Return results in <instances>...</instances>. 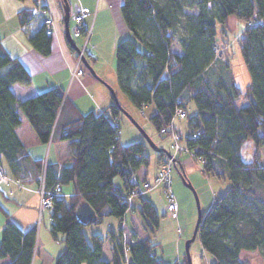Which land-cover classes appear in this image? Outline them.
<instances>
[{
	"label": "trees",
	"instance_id": "1",
	"mask_svg": "<svg viewBox=\"0 0 264 264\" xmlns=\"http://www.w3.org/2000/svg\"><path fill=\"white\" fill-rule=\"evenodd\" d=\"M120 10L130 36L114 45L119 89L135 108L149 107L147 120L157 136L165 137L161 129L171 124L177 107L185 108L186 147L199 148L194 156L202 159L205 175L231 182L202 211L200 264H249L243 252L264 253V0H122ZM45 12L46 6L36 3L19 10L17 20L31 46L47 56L52 37L46 34ZM230 15L244 22L238 40L251 81L243 90L215 51L216 25L224 34ZM215 64L219 71L213 72ZM30 80L27 67L5 50L0 36V165L12 178L30 174L40 183L43 175L49 190L56 183L70 185L68 195L52 198L49 211L51 234L62 233L64 242L53 264H170L157 256L152 243L159 227L155 205L142 193L128 198L138 185L135 172L149 163V145L144 138L120 143L117 117L122 104L110 92L108 114L82 113L57 86L17 99L11 85ZM20 112L39 142L67 143L68 162L59 168L42 160L27 165L28 153L15 132ZM156 155L167 159L163 152ZM115 176L125 193L114 183ZM81 201L95 211L96 223L104 216L118 218L117 229L109 228L104 237L91 233L88 239L84 227L91 224L75 213ZM129 209L138 215L146 234L142 239L124 236L122 221ZM36 241V226L23 230L7 219L1 228L0 259L31 264ZM105 242L111 247L110 259L103 257ZM178 264H187L185 254Z\"/></svg>",
	"mask_w": 264,
	"mask_h": 264
},
{
	"label": "rangeland",
	"instance_id": "2",
	"mask_svg": "<svg viewBox=\"0 0 264 264\" xmlns=\"http://www.w3.org/2000/svg\"><path fill=\"white\" fill-rule=\"evenodd\" d=\"M71 10L73 0H67ZM77 0H74L76 2ZM93 8V7H91ZM62 9V5H61ZM119 11L120 6H119ZM109 8H105V12H107ZM115 10V8H114ZM63 11V9H62ZM188 11H194L188 10ZM93 12V11H92ZM96 13V12H95ZM110 15V12L107 16ZM122 16V14H121ZM100 17V16H99ZM123 19V17H122ZM90 23V19L88 20ZM95 22V14L93 17V21L91 22V33L88 41L85 43L84 35H74L71 33L76 45L80 48H84V56L89 66L95 71L97 76H94L89 71L88 67L82 63V57L80 59L81 68L83 69L85 76L87 77V83L84 85H79L78 88L82 92H86L88 94H94V86L98 85L104 93L107 95L110 94L111 89L114 90L118 101L122 104V106L127 110V112L144 128V130L152 136L151 138L161 147L166 148V142H162V138L153 134V130L150 126H148V122L146 116L148 114V110L141 112L135 108L128 97L119 89L116 74H115V51H114V42L115 40L119 41L125 37H129L130 33L127 31L125 34L119 35V25H115L113 20H106V22L99 23ZM118 26V27H117ZM70 27H73L72 21H70ZM220 24L216 25L217 28V54L218 58L226 61V64L229 68L230 73L232 74L235 83L243 90L244 87L250 83L251 77L247 68V65L243 59L241 50H240V42L238 40L239 35L244 27V22L239 20L235 15H230L228 17L227 26L225 27L224 34L220 32ZM126 31V30H125ZM118 38V39H117ZM116 41V42H117ZM88 53L96 54V58L98 59L97 67H93L92 61L88 58ZM77 58V57H76ZM77 60V59H76ZM61 67H58V69ZM218 64L214 65L213 72L219 71ZM218 69V70H217ZM97 70V71H96ZM212 72V74H214ZM41 77L40 75H37ZM82 78V77H81ZM90 81V83H89ZM74 82V81H73ZM89 83V84H88ZM76 85V80L72 84L69 82L64 87V94L69 95L73 92V89ZM77 89V90H78ZM90 96V95H89ZM110 96V95H109ZM244 101H238L237 105H241ZM86 106V105H82ZM189 106L193 108V104L190 103ZM85 110V109H84ZM147 112V113H146ZM118 122L120 125V134L119 140L122 144H128L135 140H140L143 138V135L138 130V128L132 123L129 117L125 113L118 114ZM185 133L182 132V136ZM165 137L168 138V145L170 142L169 136L164 134ZM53 147V146H52ZM168 149V147L166 148ZM147 154L149 155V163L146 166H142V171L144 177L149 178V181L152 179V176L157 171V161H156V152L149 146L147 147ZM169 150V149H168ZM261 153H264V148H260ZM172 159V167L170 177L172 180L171 188L175 194L177 195V189L181 192L182 197L184 198L183 203L179 205L177 196V204L178 209L174 215L166 212L165 209V199L162 192L161 187H152L147 189V196H150L153 200V204L155 205L157 214L159 216V227L155 231V236H151L152 243L156 244L154 249L157 253V256L162 258L166 263L170 264H178L183 260L185 254V242L192 235L194 225L197 219V205L196 199L193 190L187 185V181L190 182L192 187L194 188L196 195L199 200L201 210H207L214 198L222 195L227 188L231 185V182L227 179H218L214 176L205 175L202 172L201 161L196 159V157L191 152H183L179 154H171ZM177 158H179L180 162L183 164V167L177 163ZM160 165V164H159ZM159 167V166H158ZM157 168V169H156ZM5 170V169H4ZM155 172V173H154ZM141 174H138V179L140 184L142 183ZM2 179H8V175L5 177H0ZM13 181L12 177L9 178ZM114 183L120 186L123 193H125V189L122 185L121 178L119 176H115L113 179ZM25 185V183H21ZM69 185H63L64 191L69 192ZM23 187V186H21ZM20 187V188H21ZM160 189V192H159ZM144 191H142L143 193ZM39 194V193H38ZM68 195V193H67ZM18 205L9 204L6 208L9 213V218L11 220H16L15 216L17 214ZM50 210H43L42 215L36 214L34 224L37 229V242L35 251L38 250L42 255L43 251H45L46 257H49L48 263L44 258H40L39 255L36 257L35 264L39 263V259L42 261L41 264H53L55 258L62 252L64 249L63 235L60 232L56 233V236H52L50 231ZM30 211L21 209L18 216H26ZM138 215H132L129 212L127 215V223L130 229L134 230L135 226L140 229L141 224L137 220ZM115 217L113 216H104L100 223H94L89 226L84 227V233L86 237L89 239L91 233H98L101 236H105L108 233V229L112 228L114 230L117 229L118 221L116 220V224L112 226V223L109 221H115ZM31 219H24V222H30ZM20 222V221H19ZM111 226V227H110ZM142 228V226H141ZM143 231V229H142ZM145 234V232L143 231ZM146 236V234H145ZM128 240V236L126 237ZM202 252L201 244L198 236L191 242L189 247V254L191 257L192 264H200L199 255ZM53 258L52 261L50 259ZM242 258L245 259L249 264H264V253L262 251H252V252H243ZM126 264V263H122Z\"/></svg>",
	"mask_w": 264,
	"mask_h": 264
},
{
	"label": "crops",
	"instance_id": "3",
	"mask_svg": "<svg viewBox=\"0 0 264 264\" xmlns=\"http://www.w3.org/2000/svg\"><path fill=\"white\" fill-rule=\"evenodd\" d=\"M36 3L45 5L46 18L50 17L53 20V32L51 35L52 37L51 52L47 56L42 55L31 46L23 31L19 28V24L17 20V13L19 10L23 8H34ZM121 3L122 0H77L76 2H74L73 0L72 10L69 5L70 21H72L74 27L75 22L72 16L74 12L77 10V8L84 6L91 11L88 18V20L90 19V24L93 21V17L95 14L94 26L96 25L98 20L99 23L106 22L107 19L113 20L115 25L117 24L119 25L118 28L119 35L125 34V32H127V28L124 23V20L122 19L121 13L118 9ZM105 8H109V10L105 12ZM109 12L110 15L107 16ZM70 21H69V26H70ZM0 36H1L2 46L5 48V50L12 57H16L20 59V61L27 67V69L31 74V80L29 84L23 85L19 83H14L11 85V91L17 99H25L27 97L33 96L36 93L44 91L51 87L57 86L64 89V87L69 82H72L73 84L76 80V85L73 89L71 97L69 95V92L67 96L70 99V101H72L75 104L77 109L82 113H86L88 111H95V112L106 111V113L108 114V106L113 102L112 98L109 95H107V93H104V91L98 85L94 86L95 88L94 94H88L86 92L80 91L78 89L80 88L79 85L80 84L84 85V83H87L88 81L84 71L83 74L80 76L71 75V71L77 59L76 58L77 53L71 50L64 35L63 11L61 9L60 0H0ZM116 41L117 40H115L114 45L116 44ZM96 57H97L96 54L88 53V58L90 59V61H92L93 67H97L98 65L97 64L98 59ZM58 67L61 68L58 69ZM37 75H40L41 77H38ZM82 105H86V106H82ZM192 109L194 110V108ZM140 110L141 112L142 110L143 111L148 110L149 112V107L143 106ZM68 114L70 113L66 111L65 116H68ZM20 120L21 122L15 128V132L18 138L24 144L25 149L28 153L29 156V159L27 161L28 166H32L31 165L32 160H42L44 164L48 163V164L56 165L57 168H59L62 164L68 162L69 152L67 148V143L65 141L54 140V141H49L47 144H43L39 142L35 132L31 128L24 114H22L21 112H20ZM174 125L176 126L179 132L181 133L183 132L185 133L184 135H186L188 129L186 126L185 118L183 119L175 118ZM148 126H150L149 123ZM160 137L163 139L162 142H166V148H167L168 138L162 136ZM156 161L158 168L159 164L163 161V159H159L156 155ZM177 163H179V165L183 167V164L180 162L179 158H177ZM1 165L3 168L5 167L4 164L1 163ZM142 168L143 167H140L134 174V180H136L138 184H140V181L138 179V174H141V176L143 175ZM142 177H143L142 182L145 180L146 181L149 180V178L147 177L144 176ZM9 178H11L9 175H8V179L0 178V205H1L0 236H1V228L4 225L5 221L7 219L11 220L9 218V213L6 208L9 204H16L20 206L17 209V214L21 209L30 211L29 213L26 214V216L24 215L18 216L16 214L15 216L16 220L15 219L11 220L12 222L18 224L23 230H27L35 226L34 221L36 214L38 213V201H39L38 188L40 185L38 179L36 177L31 176L30 174L24 175L21 177V180L23 181V183H25V185H23V187L20 188L17 187L14 184V182ZM67 188L69 189L68 190L69 192H67L69 194L70 185ZM67 193L66 191H64V188L62 187L61 195L66 196ZM176 193L180 205L181 203H183L184 198L182 197L181 192L178 189ZM142 194L153 202L152 198L150 196H147V192L144 191ZM129 212L131 213V216L136 214L132 209L127 210V212L125 213L124 220L122 221V227L124 230L125 238L127 236H128V240H133L135 238L137 239L144 238L145 234L143 233L141 226L140 229H138L135 226L134 234L130 232V228L127 223V215L129 214ZM27 218L31 219V221L24 222V219ZM116 220L119 221V219L116 218L115 221L114 220L109 221V223H112L113 226L116 224ZM137 220L139 221V218H137ZM46 254L47 253L43 251L41 255L39 251L36 250L33 255L31 264H35V260L38 255L40 258H44L48 263L49 257H46ZM103 257L105 259H110L111 257V247L108 242H105L103 244ZM8 260H9L8 258H2L0 259V264H6ZM52 260L53 258L50 259V261ZM42 261L39 259L38 264H41Z\"/></svg>",
	"mask_w": 264,
	"mask_h": 264
},
{
	"label": "built area",
	"instance_id": "4",
	"mask_svg": "<svg viewBox=\"0 0 264 264\" xmlns=\"http://www.w3.org/2000/svg\"><path fill=\"white\" fill-rule=\"evenodd\" d=\"M90 10L87 7L81 6L77 8V10L74 12L72 18L75 22V25L73 28H71V31L73 32L74 35H79L83 34L84 35V41L85 43L88 41L91 33V24L88 22V18L90 15ZM249 24V23H248ZM45 25H46V34L52 35L53 32V20L50 17L45 18ZM71 32V33H72ZM218 49V46H216V53ZM81 53H84V48H81ZM217 56H219L217 54ZM82 55L78 54L77 55V60L75 62V65L71 71L72 76H80L83 74V69L80 67ZM180 102V100H178ZM186 109L179 106L176 108L174 116H173V121L171 124H169L167 127L162 128L161 132L169 136L170 142L168 145V149L171 154H179L183 152H192L193 155L195 151H199L198 147H194L191 151L186 147L184 143V136H182V133L178 131V129L174 125V119H183L186 118ZM116 124V122H115ZM120 134V128L117 129V137L119 138ZM198 132L193 133V136H196ZM199 161L202 162V159L200 157H197ZM171 167H172V161L168 158L166 160H163L156 173L153 175L152 179L149 181H143L141 184H138L135 188L131 189L128 198L131 199L134 197L136 194L142 193V191H146L149 188L152 187H161L162 192L164 195L165 199V209L166 212L169 214L174 215L176 213V210L178 209V204L176 200V196L171 188L172 180L170 177L171 173ZM7 173L0 165V177H5L6 178ZM40 185L38 188V193H39V201H38V213L39 216H42L43 210L47 209L50 210L52 208V198L55 196H60L62 193V188L61 185L56 183L51 190L46 189L44 186V176L40 175ZM13 182L17 187L23 186L22 180L20 178H13Z\"/></svg>",
	"mask_w": 264,
	"mask_h": 264
},
{
	"label": "water",
	"instance_id": "5",
	"mask_svg": "<svg viewBox=\"0 0 264 264\" xmlns=\"http://www.w3.org/2000/svg\"><path fill=\"white\" fill-rule=\"evenodd\" d=\"M60 1H61L62 9H63L64 35H65L66 41H67L68 45L70 46V48H72L77 54L83 55L81 53L82 52L81 48L76 45V43L74 42L73 36L71 34V28L69 26V21H70L69 3H68L67 0H60ZM82 63L88 67V69L91 72V74H93L94 76H97V74L89 66V64L87 63L85 58H82ZM110 92H112L113 95H114L115 103L119 104V101L117 99V96H116L114 90L111 89ZM119 108L121 109V111L123 113H125L129 117V119L132 121V123L141 132V134L143 135V138L146 140L148 145L155 152H157V153L163 152L167 158H170V159L173 158L171 153H170V151L168 149L164 148V147L159 146L151 138V136L144 130V128L120 104H119ZM186 183L193 190L194 195H195V199H196V205H197V219H196V222H195V225H194V229H193L191 237L189 239H187V241L185 242L186 261H187V264H192L191 263V257H190V254H189V247H190L191 242L194 241V239L197 236L198 226H199V223L201 221V216H202V210L200 208L199 200H198V197L196 195V192H195L194 188L192 187L190 182L187 181ZM75 213H76V216L78 217V219L84 224H94L97 221V215H96L95 211L91 208V206L86 201H81L78 204V206L76 207Z\"/></svg>",
	"mask_w": 264,
	"mask_h": 264
}]
</instances>
